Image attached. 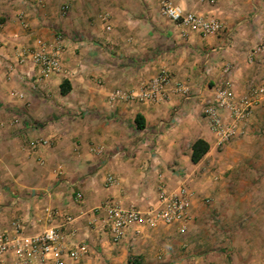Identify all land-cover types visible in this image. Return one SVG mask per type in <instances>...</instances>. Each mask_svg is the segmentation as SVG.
I'll return each mask as SVG.
<instances>
[{"label":"crops","instance_id":"obj_1","mask_svg":"<svg viewBox=\"0 0 264 264\" xmlns=\"http://www.w3.org/2000/svg\"><path fill=\"white\" fill-rule=\"evenodd\" d=\"M171 1L225 30L183 29L159 13L157 0H0V235L56 229L62 251L87 248L77 260L63 256L64 264H264V195L229 192L232 167L214 166L219 146L201 116L222 83L235 98L264 84V49L254 53L264 46V0ZM56 34L70 41L63 72L41 77L28 53ZM161 71L171 76L166 100L139 101L142 85ZM262 113L264 102L241 133ZM199 139L209 150L193 163ZM160 188L167 196L188 191V221L131 224L120 242L110 241L104 203L156 211ZM205 217L207 242L197 232ZM53 257L9 248L0 264Z\"/></svg>","mask_w":264,"mask_h":264},{"label":"built area","instance_id":"obj_2","mask_svg":"<svg viewBox=\"0 0 264 264\" xmlns=\"http://www.w3.org/2000/svg\"><path fill=\"white\" fill-rule=\"evenodd\" d=\"M219 0H208L212 5ZM159 13L168 21L197 33L206 35H217L225 30V26L218 20L208 17L198 16L183 7L173 3L171 0H157ZM21 25L26 26L20 17ZM103 22L106 21L104 17ZM106 30L110 27L105 26ZM70 44L68 38L62 34H56L53 42L37 41L36 46L28 54L31 55L32 64L39 70L40 76L44 77L51 73L63 72L61 63V53ZM264 49V46H257L254 53ZM23 61L22 57L20 59ZM229 66L224 67V72H229ZM23 80H30L27 74H22ZM171 82V76L166 71L159 72L156 76L142 85L137 93V98L141 102L166 100L165 86ZM175 92L182 98H188L189 90L186 85L177 83L174 85ZM113 97L122 98L124 95L119 91ZM264 102V84L253 86L247 94L240 98H235L230 83L225 82L219 85L210 101L201 110V116L206 122L208 130L216 137L217 145L223 146L232 141L241 133L243 124L249 119L252 112ZM46 144V141H43ZM109 183H113L111 177ZM160 199L163 205L158 210L150 209L146 213H141L135 207L124 208L118 204L105 202L103 207L106 210V217L103 219V231L108 233L110 241L120 242L125 228L131 224L144 223L154 226L158 223L163 225H184L188 221V209L190 195L185 188H181L174 196H167L160 188ZM70 220V219H67ZM18 228V226H17ZM183 228V227H182ZM61 241L60 233L53 228L46 230L41 235L26 237L18 234L13 239H8L5 235H0V255L12 248L18 256H44L48 253L54 255L50 264H64L63 256L77 260L81 255H85L87 248L85 245H75L68 251H62L59 247Z\"/></svg>","mask_w":264,"mask_h":264},{"label":"rangeland","instance_id":"obj_3","mask_svg":"<svg viewBox=\"0 0 264 264\" xmlns=\"http://www.w3.org/2000/svg\"><path fill=\"white\" fill-rule=\"evenodd\" d=\"M259 116L258 124L251 126L246 135L239 134L232 141L220 146L215 153L214 166L232 167L226 174H230L231 180L233 179L232 186H229L231 193L264 195V113ZM201 228L199 231L196 230L200 232L198 240L205 242L207 217ZM196 231H193V234ZM179 241L180 239L176 240Z\"/></svg>","mask_w":264,"mask_h":264},{"label":"trees","instance_id":"obj_4","mask_svg":"<svg viewBox=\"0 0 264 264\" xmlns=\"http://www.w3.org/2000/svg\"><path fill=\"white\" fill-rule=\"evenodd\" d=\"M61 93H66L64 87L61 88ZM135 123L137 128H143L142 117L140 115H136ZM209 150V145L203 140H196L191 146V161L193 163L198 162Z\"/></svg>","mask_w":264,"mask_h":264}]
</instances>
